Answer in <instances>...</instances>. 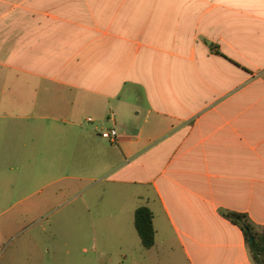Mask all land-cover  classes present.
Segmentation results:
<instances>
[{
    "label": "crops",
    "instance_id": "obj_1",
    "mask_svg": "<svg viewBox=\"0 0 264 264\" xmlns=\"http://www.w3.org/2000/svg\"><path fill=\"white\" fill-rule=\"evenodd\" d=\"M25 132L130 264H254L223 214L264 227V0H0V139Z\"/></svg>",
    "mask_w": 264,
    "mask_h": 264
},
{
    "label": "rangeland",
    "instance_id": "obj_2",
    "mask_svg": "<svg viewBox=\"0 0 264 264\" xmlns=\"http://www.w3.org/2000/svg\"><path fill=\"white\" fill-rule=\"evenodd\" d=\"M34 124L39 122H21ZM56 143L28 132L0 139V264H130L141 246L125 245L109 220L84 211L81 198L95 204L98 188L83 194L77 182L61 179L66 171L29 160L30 148Z\"/></svg>",
    "mask_w": 264,
    "mask_h": 264
},
{
    "label": "trees",
    "instance_id": "obj_3",
    "mask_svg": "<svg viewBox=\"0 0 264 264\" xmlns=\"http://www.w3.org/2000/svg\"><path fill=\"white\" fill-rule=\"evenodd\" d=\"M223 217L232 225L239 227L248 246L254 264H264V227H257L242 214L227 212ZM134 227L144 249L154 246L155 231L153 227V214L146 207H139L134 213ZM250 238L253 241L250 242Z\"/></svg>",
    "mask_w": 264,
    "mask_h": 264
},
{
    "label": "built area",
    "instance_id": "obj_4",
    "mask_svg": "<svg viewBox=\"0 0 264 264\" xmlns=\"http://www.w3.org/2000/svg\"><path fill=\"white\" fill-rule=\"evenodd\" d=\"M101 137L106 140L114 141L116 139V131L112 129L110 131L103 132Z\"/></svg>",
    "mask_w": 264,
    "mask_h": 264
},
{
    "label": "water",
    "instance_id": "obj_5",
    "mask_svg": "<svg viewBox=\"0 0 264 264\" xmlns=\"http://www.w3.org/2000/svg\"><path fill=\"white\" fill-rule=\"evenodd\" d=\"M253 241V238H250V242H252Z\"/></svg>",
    "mask_w": 264,
    "mask_h": 264
}]
</instances>
